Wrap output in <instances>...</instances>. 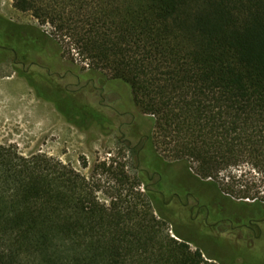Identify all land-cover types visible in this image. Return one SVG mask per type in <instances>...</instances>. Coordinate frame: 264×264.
Segmentation results:
<instances>
[{"label":"trees","instance_id":"16d2710c","mask_svg":"<svg viewBox=\"0 0 264 264\" xmlns=\"http://www.w3.org/2000/svg\"><path fill=\"white\" fill-rule=\"evenodd\" d=\"M13 4L48 24L54 41L87 61L88 71L107 72L127 88L135 120L148 126V153L181 162L214 186L211 176L250 166L259 178L228 177L224 193L229 200L231 194L245 204L251 200L264 215L263 190H234L264 187V0ZM13 29L0 16V43L57 55ZM26 81L74 125L106 120L90 104L62 95L63 88H34ZM134 130L131 125L130 136ZM116 177L131 187L117 189L105 203L73 168L0 144V264H217L172 227L177 238L170 236L156 197L133 187L138 175L120 170Z\"/></svg>","mask_w":264,"mask_h":264},{"label":"flooded vegetation","instance_id":"af4514ba","mask_svg":"<svg viewBox=\"0 0 264 264\" xmlns=\"http://www.w3.org/2000/svg\"><path fill=\"white\" fill-rule=\"evenodd\" d=\"M22 51L25 58L19 55ZM0 62L10 65L34 88L50 89L62 84L61 94L93 106L106 119L99 122L114 125L112 115L126 117L117 125L118 132L121 127L125 129L119 141L133 151L140 185L156 197L155 205L171 223L173 232L217 264H264V215L254 214L239 201L209 198L205 194L209 183L196 178L183 163L162 161L148 153L147 138L140 128L143 121L135 120L121 82L99 72L81 71L71 61L36 53L28 46L18 49L0 43ZM131 125L138 140L133 146L126 135Z\"/></svg>","mask_w":264,"mask_h":264},{"label":"rangeland","instance_id":"374dc122","mask_svg":"<svg viewBox=\"0 0 264 264\" xmlns=\"http://www.w3.org/2000/svg\"><path fill=\"white\" fill-rule=\"evenodd\" d=\"M0 16L13 25L15 30L13 33L15 35L17 32L20 33L23 40L30 39L40 49L44 48L57 54L63 61H71L81 71L86 72L90 69V64L82 61L74 50L67 52L54 41L52 28L48 24H41L29 11L16 9L13 0H0ZM103 73L108 77L107 72ZM55 87L58 90L63 88L62 84ZM125 90L127 92V88ZM132 110L133 113L139 114L138 109ZM111 117L114 125L97 121L74 125L66 120L54 103L37 97L26 78L17 75L10 65L0 62V144H12L23 155L41 153L73 168L86 176L88 182L96 187L97 197L105 203L110 202L117 189H124L123 193H125L124 187H131L129 183H122L116 177L120 170L130 178L137 176L133 151L127 148V143L122 144L119 141L125 129L121 127L120 132L117 130V125L127 118L116 119L114 115ZM140 128L145 132L148 126L143 122ZM126 135L132 146L137 144L138 140L135 136H130L129 133ZM228 177L238 179L240 182H251L256 181L259 175L245 164L220 171L215 177L211 176L209 181H215V186L210 183L209 192L206 191L205 194L212 199L228 201L229 199L226 198L228 194L224 193V190L230 189L224 187ZM133 187H141V185L134 183ZM243 188L250 190L251 195L258 190L264 191V187H234V190ZM230 196L231 201L236 203L242 200L236 198L234 194ZM243 200L247 201L245 198ZM250 202L251 200L247 201V208L258 215V205ZM169 234L175 237L171 226H169ZM190 247L194 249L191 244Z\"/></svg>","mask_w":264,"mask_h":264}]
</instances>
